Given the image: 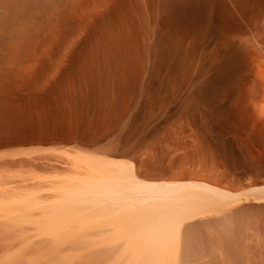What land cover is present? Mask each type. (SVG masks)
<instances>
[{"label": "bare ground", "instance_id": "6f19581e", "mask_svg": "<svg viewBox=\"0 0 264 264\" xmlns=\"http://www.w3.org/2000/svg\"><path fill=\"white\" fill-rule=\"evenodd\" d=\"M0 87H18L17 97L32 99L58 124L44 140L26 142L54 153L48 159L62 172L55 183L64 184L42 218L27 215L33 223L42 219L44 228L35 227L51 240L31 252L39 255L35 260L71 250L81 263L96 264L105 248L72 250L121 241L110 264L120 258L121 264L202 263L206 251H221L222 264H264V182L242 190L244 199L240 190L233 192L237 186H222L223 177L240 181L252 172L264 174V0H0ZM226 107L235 112L242 135L217 121ZM178 126L189 134L194 126L201 130L179 131L184 139L174 141ZM148 143L172 148L164 171L147 170L150 159L134 156ZM218 159L226 161L228 174L218 170ZM234 197L242 201L202 216L236 203ZM23 203H17L21 210ZM85 203L94 211L87 212ZM196 214L201 217L188 222ZM88 226L106 231L84 246L77 239L85 238ZM2 228L1 241L12 235ZM67 239L71 249L49 245ZM10 254L2 255L6 263ZM57 254L56 264L69 262Z\"/></svg>", "mask_w": 264, "mask_h": 264}, {"label": "rangeland", "instance_id": "374dc122", "mask_svg": "<svg viewBox=\"0 0 264 264\" xmlns=\"http://www.w3.org/2000/svg\"><path fill=\"white\" fill-rule=\"evenodd\" d=\"M261 31V30H260ZM259 32V31H258ZM260 33V32H259ZM239 79V81H240V78H238ZM241 84H242V86H243V82H242V80H241ZM241 84H240V82H238L236 85L237 86H239V87H241ZM18 89V87H0V166H2V167H0V173L2 174V172H3V174L1 175L0 174V183H2L3 185H0L1 186V189L0 190H2V188H3V192L6 190V191H8L9 190V193H10V191H11V189L13 188V193L14 192H17L15 195H13V193H8V192H6L5 191V194L6 195H3L4 193L1 191V193H3V194H1L0 193V204H1V202L2 203H6L7 205H9L8 204V200H10V199H13V198H16V199H18L17 201H19V202H15V200L13 199V203H10V201H9V203H10V205L8 206L9 208L7 209V206H6V204H4L5 205V208H3V209H1L2 207H4V206H2V207H0V211H2V212H0V226L2 225L4 228H2V226H1V228L3 229V230H6V228H7V231H9V230H11V231H9V232H4L5 234L4 235H6L7 233H10V234H12V235H10L9 236V238L7 239V235L4 237L6 240H9V239H13L14 238V240H13V242L12 241H10V244H12L9 248V250H7V251H5L4 253L2 252V250L3 249H6V247H7V244L8 245H10L9 243H5L4 241H6L4 238H3V240L1 241V239H2V237L1 236H3V235H1L0 234V242H3V243H0V245H2V246H0V247H2V249H0V252H2V253H0V264H5L6 263V261L5 260H3L2 259V255H4L5 254V256L3 257L4 259H6V258H8V256L7 255H9L10 253H13V252H11V251H13L14 250V257L12 258V260H10L11 259V257H10V261L8 260L7 261V263L6 264H9V263H11V262H14V261H16L17 262V264H27L26 262H28L27 261V259H28V256L29 257H31V259H33V261L32 262H34V263H32V262H28V264L29 263H31V264H44V261H45V264H49V263H53V264H56V262L57 261H55L54 262V260H58V259H56V254H54V256H52V258L50 257V258H48L49 259V261H48V259L46 260V258H44L45 256H43V257H40L41 259H43V260H40L39 258V260H35L33 257L34 256H36V257H39V255H37V254H35V255H33L32 253H34V251L35 250H37L39 247L38 246H45V245H43V244H48V240L49 241H51L50 240V238H49V236L47 235V233H46V235L45 234H43V233H41V231H39V230H37V228L36 227H38V229H40L39 227H41V226H43V223H41V222H43V221H41L40 220V222H34L33 223V221L31 220V219H33V220H36V219H40V218H42V215H43V213L46 211L45 209H46V206L47 205H49L51 202H53L54 201V199H56L57 197H56V195H59L60 194V191L58 190V188H56V187H59L60 188V186H63L64 184H56L55 182H58V181H60V180H58L59 178L58 177H60L59 176V174L61 175V173L59 172V171H61L59 168V170L58 169H56L57 168V165L55 164V162L54 161H49V159L51 158L50 156H52V154H54L51 150H49V149H47V152H46V147H45V149H44V147L42 146V147H36V148H31V147H33V146H30V144H28V143H26V142H28V141H30L31 139H32V137H33V139H35V138H39V139H41V140H44L45 138H47V137H49L50 135H51V132H53L56 128H57V126H58V124H57V120H56V116L55 115H52V116H48V115H45L44 113H42L41 111H39L38 109H36V105H35V103L33 102V100L32 99H28V98H19V97H17L16 95H15V92H16V90ZM7 94V95H6ZM9 97V98H8ZM18 104V105H17ZM228 108V109H227ZM23 110V111H22ZM37 110V111H36ZM223 111V113H219V115L220 116H218L217 115V121H221V122H223L224 123V125L226 124L227 126H229L232 130H233V132H238L240 135H242L243 134V129H240L239 127H238V122H237V120H238V118H237V116H236V114H235V112H234V115H233V113L231 114V112H232V110H230V107H226V108H224V109H222ZM229 111H231V112H229ZM5 112V113H4ZM37 113V114H36ZM39 113V114H38ZM32 114V115H31ZM6 115V116H5ZM42 116V117H41ZM48 117V118H47ZM6 118V119H5ZM49 118H50V120H49ZM239 121H240V119H239ZM6 122V123H5ZM23 122V123H22ZM192 127V126H191ZM195 127V126H194ZM192 128V129H190V130H192V131H195L194 129H196V133H198V130H201V129H199V128ZM180 128V129H179ZM54 129V130H53ZM183 128L181 127V126H178L176 129H175V131H176V133H175V135L177 134V132H179V131H181ZM185 129V128H184ZM187 129V128H186ZM185 129V130H186ZM192 131L190 132V134L189 133H187V132H189L188 131V129L186 130V134L184 133V132H182L183 133V135H191V133H192ZM181 132L179 133V134H181ZM200 132V131H199ZM201 133V132H200ZM178 134V136L176 135H173V137H174V139H172V140H178V138H179V140H180V138L183 140L184 138H183V135L181 134V135H179ZM193 134V133H192ZM46 135V136H45ZM194 135H195V132H194ZM14 136V137H13ZM18 136V137H17ZM42 136V137H41ZM196 136H199V135H196ZM172 137V138H173ZM24 140V141H23ZM26 140V141H25ZM174 141H172V142H174ZM19 143V144H18ZM142 145H144V144H142ZM140 146L138 149H137V151L134 153V156H136V157H141V158H144V159H146L147 158V161L148 162H146V168H147V170H150V171H164V169H165V167H166V164H167V160L174 154L173 153V151H172V148H170V147H168V146H166V145H161V143L159 144H151V143H148V144H146V145H144V146ZM147 146V147H146ZM11 147H13V148H11ZM20 147V148H19ZM23 147H25V148H27V150L25 149V148H23ZM163 149H162V148ZM4 148V149H3ZM8 148V149H7ZM16 148V149H15ZM28 148H29V150H28ZM41 149V151L39 150V149ZM144 148V149H143ZM148 148V149H147ZM1 149H3V150H1ZM17 149H19V150H17ZM21 149V150H20ZM30 149H32V150H30ZM147 149V150H146ZM152 149V150H151ZM38 150V151H37ZM157 152H156V151ZM36 151V152H35ZM141 151V152H140ZM164 151V152H163ZM152 152V153H151ZM171 152V153H170ZM138 153V154H137ZM157 153V154H156ZM44 154V155H43ZM48 154V155H47ZM50 154V155H49ZM146 154V155H145ZM166 154V155H165ZM40 155V156H39ZM141 155V156H140ZM144 155V156H143ZM175 155V154H174ZM161 156V157H160ZM45 157V158H44ZM149 157V158H148ZM164 157V158H163ZM49 158V159H48ZM155 158V159H154ZM166 158V159H165ZM168 158V159H167ZM47 160V161H46ZM152 160H154V162L152 161ZM216 160V159H215ZM46 161V162H45ZM49 161V162H48ZM218 161H219V159H218ZM222 161H224V160H222ZM222 161H219V163H220V165L219 166H221L218 170L220 171V169L223 171V173L224 174H226L227 172H229L230 170H229V168H228V165H227V168H228V170H227V168L226 167H222V166H225L226 165V161L224 162V163H222L221 164V162ZM24 162V163H23ZM159 162V163H158ZM22 163V164H21ZM30 163H32L31 164V166H30ZM54 163V164H53ZM156 163H157V165H156ZM164 163V164H163ZM48 164V167L47 166H45V165H47ZM9 166V167H6V166ZM21 165V166H20ZM26 165V166H25ZM28 165V166H27ZM40 165V166H39ZM56 165V167L54 168L53 166H55ZM37 166H38V168H37ZM11 167V168H10ZM17 169H16V168ZM19 167H21V168H19ZM22 167H24L23 168V170H22ZM26 167V168H25ZM27 167H29L28 169H27ZM31 167V168H30ZM162 167V168H161ZM164 167V168H163ZM7 168V169H6ZM42 168H44V169H42ZM50 170V172L48 171V169ZM51 168H52V170H51ZM54 168V169H53ZM225 168V169H224ZM24 169H26V170H24ZM36 169H39V170H36ZM158 169V170H157ZM161 169V170H160ZM3 170V171H2ZM21 170V171H20ZM37 171V172H35V171ZM179 169H177V170H174L175 172L176 171H178ZM180 170H182V169H180ZM21 173H20V172ZM38 171H39V173H38ZM46 171H47V173H48V175L46 174ZM52 171H54V172H52ZM31 172V173H30ZM45 173V174H41V173ZM56 172H59V174L58 173H56ZM221 172V171H220ZM25 173V174H24ZM52 173H54V174H52ZM56 173V174H55ZM29 174H31V175H29ZM37 174V175H36ZM58 174V175H57ZM228 174V173H227ZM18 175V176H17ZM28 175H29V177H28ZM41 176V178L40 177H38V176ZM55 175H57V176H55ZM238 175V174H237ZM256 175V176H255ZM3 176L6 178H3ZM22 176V177H21ZM51 177V178H48V177ZM53 176H55V177H53ZM224 176H226V175H224ZM253 176V177H252ZM18 177V178H17ZM21 177V178H20ZM45 177H46V179H45ZM223 177V176H222ZM239 177L240 176H238V177H236L237 179H239ZM9 178V179H8ZM20 178V179H19ZM23 178V179H22ZM26 180H25V179ZM28 178V179H27ZM39 178V179H38ZM1 179H4V180H1ZM14 179V180H13ZM20 181H19V180ZM263 179V180H262ZM7 180V181H6ZM18 181V182H20V183H16L15 181ZM46 180V181H45ZM54 180H56V181H54ZM230 180V181H229ZM226 179V178H224L223 177V179H222V181L226 184V186H225V184H223V182H222V186L224 187V188H226L227 186H230V187H227V188H230V189H232L234 186L236 187V189L234 188L233 189V192L236 190V192L237 191H239L240 190V195L241 194H245V193H243L242 192V190H245V189H249L251 186H255V182H257V181H259V182H264V174H262V175H259L258 173H254V172H252V174L250 173L248 176H246V177H244V178H242L240 181L239 180H232V179ZM252 182H251V181ZM2 181H4V182H6V183H10L11 181H12V183H14V184H9V185H7L6 183V185L2 182ZM8 181H10V182H8ZM14 181V182H13ZM48 181H50V183L48 182ZM52 181V182H51ZM231 182V183H230ZM25 183H27L26 185H25ZM38 183V184H37ZM52 183H54V184H52ZM59 183V182H58ZM227 183H229V184H227ZM16 184V185H15ZM19 184V185H18ZM22 184V187L20 186ZM52 185V186H50V185ZM236 184V185H235ZM13 185H15V186H13ZM24 185V186H23ZM29 185H34V186H30V187H32V188H36V190H38V191H36L35 189H33L34 190V192H31V194H30V189H32V188H25V186H29ZM40 185L42 186L41 188H40ZM43 185L45 186V187H43ZM49 187H52V188H49ZM56 185V186H55ZM60 185V186H59ZM233 185V186H232ZM13 186V187H12ZM239 186V187H238ZM6 187V188H5ZM9 187V188H8ZM11 187V188H10ZM14 187L16 188V189H14ZM18 187H20V188H18ZM246 187V188H245ZM248 187V188H247ZM18 188V189H17ZM23 188V189H22ZM38 188H40V189H38ZM239 188H241V189H239ZM254 189V188H253ZM20 190V191H19ZM23 192H22V191ZM32 190V191H33ZM252 190V188L251 189H249V191H251ZM11 191V192H12ZM18 191H19V193H18ZM28 191V192H27ZM43 191V192H42ZM248 191V190H247ZM25 192L27 193V196H28V198L26 197V196H22V194L23 195H26L25 194ZM58 192L59 194H56V193ZM235 192V193H236ZM248 193V192H247ZM246 193V194H247ZM11 195L12 194V197L13 198H9V197H11V196H8V195ZM48 194V195H47ZM238 194V193H237ZM2 196L4 197V199L2 198ZM8 198H7V197ZM6 197V198H5ZM18 197V198H17ZM21 199H20V198ZM24 197V198H23ZM32 197V198H31ZM46 197V198H45ZM59 197V196H58ZM238 197V196H237ZM237 197H234L233 199L234 200H236L237 202L235 203V201H233V199H231L233 202L232 203H227L226 205L223 203V205L224 206H222V205H219V206H221V207H218V208H216V210L215 209H211V210H209V209H207L208 211H205V212H203V214H202V216H206V215H210V214H212V212H214V213H216V212H219V211H221V210H224V209H226V207L227 208H229V207H231V206H233L234 204L236 205V204H238V203H240V201H242L241 199L243 198L244 199V197L245 196H243V195H241V197L242 198H240L239 200H237ZM240 197V196H239ZM2 198V199H1ZM27 198V199H26ZM48 198V199H47ZM24 199V200H23ZM50 199V200H49ZM2 200V201H1ZM22 200V201H21ZM27 201V204L25 203L26 201ZM231 200H229V201H231ZM6 201V202H5ZM51 201V202H50ZM12 202V201H11ZM17 204V203H20L19 205H21V203H23V206L25 207H27V205L29 206V207H22V210L20 209L21 208V206H19L18 204L17 205H15V206H13L15 203ZM28 202H29V204H28ZM226 203V202H225ZM86 204V203H85ZM84 204V205H85ZM88 204V203H87ZM85 205L87 208H88V205H91V204H88V205ZM18 206V207H17ZM20 207V208H19ZM43 207V208H42ZM45 207V208H44ZM85 207V208H86ZM214 207H216V206H214ZM213 207V208H214ZM13 208V209H12ZM24 208V209H23ZM42 208V209H41ZM84 208V209H85ZM94 208V207H93ZM92 208V210L94 211V209ZM20 209V210H19ZM89 209V208H88ZM7 210L10 212H8L7 213ZM15 210V211H14ZM90 210V209H89ZM92 210H90V211H87L86 209H85V212L87 211V212H91ZM214 210V211H213ZM4 211H5V213H7V214H5L4 213ZM11 211H12V213H11ZM19 211V214L17 213V212ZM27 211V212H26ZM23 213L24 212V214L25 215H23V214H21V213ZM41 212H43V213H41ZM83 212H84V210H83ZM210 214H209V213ZM3 213V215H1ZM17 216V214H18V216L20 215H22L23 217H25L24 219H22L23 217L21 216V217H18L19 219L21 218L22 220H25V222H23L22 220L20 221L14 214ZM17 213V214H16ZM204 213H205V215H204ZM213 213V214H214ZM8 214H10V216H9V218L7 217L8 216ZM12 214L15 216H12ZM31 216H30V215ZM42 214V215H41ZM7 215V216H6ZM27 215H29L28 217H30V218H28L27 217ZM6 216V218H4ZM201 217V214H196L195 216L193 215V217L191 216L188 220H184L183 221V223L184 224H182V227H185L184 225H186L188 222H190V221H192V219L193 220H195L197 217L198 218H200ZM38 217H40V218H38ZM196 217V218H195ZM10 218L11 219H17V221H15V220H13V222L10 224V222L8 221V220H10ZM69 218H71V217H69ZM68 218V219H69ZM30 219V220H29ZM63 219H67V217L66 218H63ZM72 219V222H73V217L71 218ZM19 220V221H18ZM30 221L32 222V223H30ZM37 221V220H36ZM68 221V220H67ZM188 221V222H187ZM18 222V223H17ZM20 222H21V224H20ZM63 222H65V221H63ZM72 222H69V223H71V226H74L75 225V227H76V225L77 224H74V222L72 223ZM3 223V224H2ZM9 225V227L7 226H4V225ZM17 224H18V226H17ZM20 224V225H19ZM42 224V225H41ZM72 224H74V225H72ZM15 225V226H14ZM37 225H39V226H37ZM12 226H14V227H12ZM17 226V227H16ZM36 226V227H35ZM68 226V225H67ZM70 225H69V227H67L69 230L71 229V230H75L76 228H73V227H71ZM12 227V228H11ZM89 228L87 229V231L86 232H84V237L85 238H74L73 236V238H72V242H73V240H79L80 241V239H81V244H84V246H85V243L87 242V244L88 243H90V240H93V236H94V239H95V237L98 235V236H100L99 235V233H101V232H103V231H106V228L104 229L103 228V230H101L102 229V227H100V228H97L96 226H88ZM97 229H96V228ZM0 228V229H1ZM15 228V229H14ZM35 228H36V230H35ZM43 228H44V226H43ZM43 228H42V230H43ZM95 228V229H94ZM85 229V230H86ZM92 229V230H91ZM99 229H100V231H99ZM15 230H16V232H15ZM98 230V231H97ZM12 231H14L13 233H12ZM45 231V230H44ZM97 231V232H96ZM0 232H3L2 230H0ZM19 232V233H18ZM88 232V233H87ZM93 232H96V233H93ZM99 232V233H98ZM16 235H15V234ZM103 234V233H102ZM106 234V232L103 234V235H105ZM86 235V236H85ZM96 235V236H95ZM16 237V239H15V237ZM20 236V237H19ZM74 236H76V235H74ZM10 237H13V238H10ZM70 238V237H69ZM96 239H97V237H96ZM67 240H69L68 242L69 243H65L64 241V243H60L59 244V246H57L58 244H53V242H51V244H50V242H49V245H51V248H57L58 249V247L59 248H61V249H63V246L61 245V244H64V246L66 245V244H70V239H67ZM77 240H76V242H77ZM86 240H88V241H86ZM84 241H86V242H84ZM8 242V241H7ZM75 242V243H76ZM82 242H84V243H82ZM15 245H14V244ZM22 243V244H21ZM74 243V242H73ZM18 244H20V245H18ZM37 244V245H36ZM40 244H42V245H40ZM55 246V247H52L53 245ZM79 244V243H78ZM77 244V248L79 247V245ZM4 245H6V247L4 246ZM61 245V246H60ZM68 245H66L67 247L65 248L66 250L67 249H71V248H69L68 247ZM74 245V244H73ZM72 245V246H73ZM122 245V243H121V241H117V243H116V246H115V242L112 244V245H106L105 247H104V245L102 246H100L99 245V247H96V248H93V250L91 249H88V247L86 246V247H84L83 248V246L82 247H80L79 248V250L78 251H80V252H78L77 250H72V251H75V252H77V254L78 253H84L85 251L86 252H92V251H94V249H100L101 247L104 249L105 248V251L103 252V255L104 256H102L101 254V258H100V255H98L99 256V258H100V260L101 261H99V263H98V260H97V263L96 264H110L111 262H112V260L113 259H118V257H115L114 258V256L119 252V247ZM3 246H4V248H3ZM19 246V247H21L20 248V250H19V247H18V249H17V247ZM30 246V247H29ZM33 246H35V248L33 247ZM57 246V247H56ZM75 246V245H74ZM81 246V245H80ZM109 246H110V248H109ZM113 246V247H112ZM7 247V248H8ZM33 247V248H32ZM38 247V248H37ZM76 247V246H75ZM114 247H116V249H114ZM28 248V250H26ZM31 248V249H30ZM102 248L100 249V250H102ZM109 248V249H108ZM13 249V250H12ZM26 250L27 251V253H25L24 254V252H23V250ZM35 249V250H34ZM73 249V248H72ZM75 249V248H74ZM113 250V253H112V250ZM54 250V249H53ZM85 250V251H84ZM115 250H117L116 252V254L114 255V251ZM19 251V252H18ZM30 251V252H29ZM69 251H71V250H69ZM61 252V253H59V255L61 256V257H63L64 255L66 256V257H63V258H67V261H69V262H72V260H74L73 261V263L72 264H83V263H81L80 261H78V260H76L75 258H77L78 259V257L77 256H74V252H73V255L72 254H70V252ZM96 251V250H95ZM111 251V252H110ZM10 252V253H9ZM32 252V253H31ZM100 252V251H99ZM106 252L108 253L109 252V256L107 257V256H105L106 255ZM210 251H208V253H207V251L205 252V253H203L202 254V256L200 257V260L202 261V263L204 264V262H205V264H222V263H225L226 261H224L225 259H223V258H221V255H222V253H221V251L219 252V251H217L218 253H216V251H213V254L212 253H209ZM215 252V253H214ZM17 253V254H16ZM19 253H21V254H19ZM66 253H68V255L70 254V255H72V257H74L73 259L72 258H69V256L66 254ZM98 253V252H97ZM102 253V252H101ZM207 253V254H206ZM219 253H220V255H219ZM19 254V255H18ZM24 254V255H23ZM88 254V253H87ZM86 254V255H87ZM90 254V253H89ZM206 254V255H205ZM217 254V255H216ZM28 255V256H27ZM58 254H57V256L59 257V259H60V256H59ZM207 255H209V256H207ZM213 255V256H212ZM214 255H216V257L214 256ZM33 256V257H32ZM111 256V257H110ZM218 256H220V257H218ZM25 257H27V259H25ZM63 258H61L60 260H62ZM112 258V259H111ZM120 258V257H119ZM204 258V259H203ZM206 258V259H205ZM213 258H217V259H219V258H221V259H219V260H215V259H213ZM13 259H15V260H13ZM52 259V260H51ZM98 259V258H97ZM111 259V260H110ZM121 259V258H120ZM119 259V261H118V263L119 264H121L120 263V261H122V259L120 260ZM3 260V261H2ZM199 261V259H196V261ZM208 260H210V261H208ZM213 260V261H212ZM37 261V262H36ZM59 261V260H58ZM76 261V262H75ZM217 261V262H216ZM221 261V262H220ZM224 261V262H223ZM9 262V263H8ZM15 262V263H16ZM62 262V261H61ZM69 262H67V264H69ZM80 262V263H79ZM117 262V261H116ZM190 262V261H189ZM189 262H187V263H185V264H198L197 262L195 263V260H194V263H193V261H191L190 263ZM213 262V263H212ZM251 262H254V259H252L251 260ZM117 263V264H118ZM123 263V262H122ZM201 262L199 263V264H202ZM11 264H13V263H11ZM59 264H66V263H60L59 262ZM71 264V263H70ZM227 264V263H226ZM250 264H252V263H250Z\"/></svg>", "mask_w": 264, "mask_h": 264}]
</instances>
